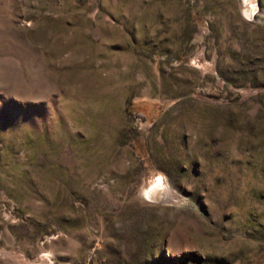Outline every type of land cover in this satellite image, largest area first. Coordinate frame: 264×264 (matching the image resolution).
<instances>
[{"label": "rangeland", "instance_id": "1", "mask_svg": "<svg viewBox=\"0 0 264 264\" xmlns=\"http://www.w3.org/2000/svg\"><path fill=\"white\" fill-rule=\"evenodd\" d=\"M0 264H264V0H0Z\"/></svg>", "mask_w": 264, "mask_h": 264}, {"label": "bare ground", "instance_id": "2", "mask_svg": "<svg viewBox=\"0 0 264 264\" xmlns=\"http://www.w3.org/2000/svg\"><path fill=\"white\" fill-rule=\"evenodd\" d=\"M158 189H160L159 187H157V188H155L154 190H152V192H149L151 195H155L154 193L158 190ZM164 189L166 190V192H168V191H170L167 187H164ZM164 190V191H165ZM159 192V191H158ZM157 194V193H156Z\"/></svg>", "mask_w": 264, "mask_h": 264}]
</instances>
